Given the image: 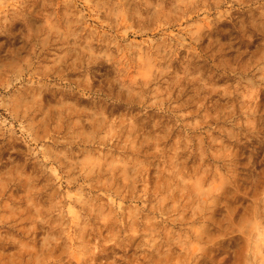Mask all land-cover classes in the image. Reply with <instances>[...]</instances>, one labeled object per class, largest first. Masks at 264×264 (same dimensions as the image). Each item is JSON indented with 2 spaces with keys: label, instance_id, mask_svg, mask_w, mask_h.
<instances>
[{
  "label": "rangeland",
  "instance_id": "374dc122",
  "mask_svg": "<svg viewBox=\"0 0 264 264\" xmlns=\"http://www.w3.org/2000/svg\"><path fill=\"white\" fill-rule=\"evenodd\" d=\"M0 264H264V0H0Z\"/></svg>",
  "mask_w": 264,
  "mask_h": 264
}]
</instances>
